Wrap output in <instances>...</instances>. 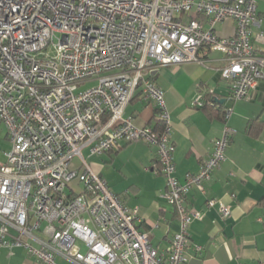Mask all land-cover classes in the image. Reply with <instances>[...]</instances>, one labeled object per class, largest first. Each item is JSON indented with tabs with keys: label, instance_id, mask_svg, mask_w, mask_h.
I'll list each match as a JSON object with an SVG mask.
<instances>
[{
	"label": "built area",
	"instance_id": "obj_1",
	"mask_svg": "<svg viewBox=\"0 0 264 264\" xmlns=\"http://www.w3.org/2000/svg\"><path fill=\"white\" fill-rule=\"evenodd\" d=\"M258 1L0 0V123L12 142L0 163V246H24L40 264H190L189 227L201 213L186 198L193 186L205 192L234 130L226 126L200 171L180 180L165 92L151 71L208 65L219 52L228 99L249 96L264 80V54L252 41L253 26L264 21ZM226 20L237 23L232 36L215 29ZM94 79L98 85L79 90ZM138 93L160 110L161 132L124 116ZM204 103L202 93L196 105ZM122 140L157 148L163 197L180 221L167 256L138 228V209L84 155L110 152ZM220 211L230 216L227 204Z\"/></svg>",
	"mask_w": 264,
	"mask_h": 264
},
{
	"label": "crops",
	"instance_id": "obj_2",
	"mask_svg": "<svg viewBox=\"0 0 264 264\" xmlns=\"http://www.w3.org/2000/svg\"><path fill=\"white\" fill-rule=\"evenodd\" d=\"M258 16L264 18V0L258 1ZM215 29L221 36H232L237 23L226 20ZM252 41L264 54V21L253 26ZM209 58L208 65L186 63L151 71L152 80L165 92L173 127L171 139L176 145L175 175L180 180L200 171L226 126L234 130L226 159L204 182L205 192L193 186L186 198L187 206L201 213L189 227L190 264H264V80L249 96L231 102L230 82L221 76L224 56L211 52ZM202 93L206 100L209 95L225 99L227 108L232 109L229 118L222 119L217 110L208 112L197 106L196 99ZM157 109L138 93L124 116L133 118L138 126L155 127L161 121ZM86 159L126 205L138 209V228L149 233L153 246L167 256L180 221L175 206L163 197L167 179L156 171V146L122 140L101 154L94 167ZM209 199L217 203L209 206ZM221 202L230 207L227 218L221 216ZM58 263L71 264L61 258ZM0 264L40 263L24 246H0Z\"/></svg>",
	"mask_w": 264,
	"mask_h": 264
},
{
	"label": "rangeland",
	"instance_id": "obj_3",
	"mask_svg": "<svg viewBox=\"0 0 264 264\" xmlns=\"http://www.w3.org/2000/svg\"><path fill=\"white\" fill-rule=\"evenodd\" d=\"M98 82H99L98 79L87 81L82 85H80L79 90H85L94 87L98 85ZM11 148H12V142L9 139L7 127L5 123H0V163L6 160V153L9 152ZM84 155L86 158L89 159L93 167H94V163L97 162L100 157V155H93L88 157L89 156L88 150L84 151ZM78 243L82 246L83 250L85 251L86 248L84 247V245L80 241H78Z\"/></svg>",
	"mask_w": 264,
	"mask_h": 264
},
{
	"label": "trees",
	"instance_id": "obj_4",
	"mask_svg": "<svg viewBox=\"0 0 264 264\" xmlns=\"http://www.w3.org/2000/svg\"><path fill=\"white\" fill-rule=\"evenodd\" d=\"M201 107H203L208 112L213 111V110H217L219 117H221L222 119H225L226 110H227L228 106H226L225 103H220L218 100H216L215 96L209 95L208 99L207 100L205 99V103ZM157 111L160 114V110L157 109ZM164 127H165L164 123L160 121L153 128L155 129V131L161 132Z\"/></svg>",
	"mask_w": 264,
	"mask_h": 264
},
{
	"label": "water",
	"instance_id": "obj_5",
	"mask_svg": "<svg viewBox=\"0 0 264 264\" xmlns=\"http://www.w3.org/2000/svg\"><path fill=\"white\" fill-rule=\"evenodd\" d=\"M217 100H218L220 103H225V101H226L225 99H218V98H217Z\"/></svg>",
	"mask_w": 264,
	"mask_h": 264
}]
</instances>
